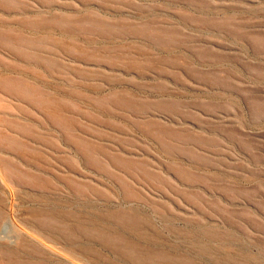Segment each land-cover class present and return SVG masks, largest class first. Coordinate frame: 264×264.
<instances>
[{"label":"rangeland","instance_id":"374dc122","mask_svg":"<svg viewBox=\"0 0 264 264\" xmlns=\"http://www.w3.org/2000/svg\"><path fill=\"white\" fill-rule=\"evenodd\" d=\"M4 224L0 264H264V0H0Z\"/></svg>","mask_w":264,"mask_h":264},{"label":"bare ground","instance_id":"6f19581e","mask_svg":"<svg viewBox=\"0 0 264 264\" xmlns=\"http://www.w3.org/2000/svg\"><path fill=\"white\" fill-rule=\"evenodd\" d=\"M11 214V213H10ZM9 222V221H8ZM4 225H6V227L5 226H3V227H5L4 229H3V227H2V229H1V231H0V235L1 234H3L4 235V232L6 231V229L8 230V225L9 224H4ZM16 225V224H15ZM11 226V225H10ZM7 232V231H6ZM1 239V238H0Z\"/></svg>","mask_w":264,"mask_h":264}]
</instances>
